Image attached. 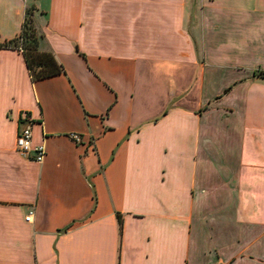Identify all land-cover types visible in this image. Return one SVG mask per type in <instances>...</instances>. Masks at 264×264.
<instances>
[{"label":"crops","instance_id":"crops-1","mask_svg":"<svg viewBox=\"0 0 264 264\" xmlns=\"http://www.w3.org/2000/svg\"><path fill=\"white\" fill-rule=\"evenodd\" d=\"M28 10L64 72L0 48V264H264V0H0V44Z\"/></svg>","mask_w":264,"mask_h":264},{"label":"trees","instance_id":"trees-1","mask_svg":"<svg viewBox=\"0 0 264 264\" xmlns=\"http://www.w3.org/2000/svg\"><path fill=\"white\" fill-rule=\"evenodd\" d=\"M41 37L37 32L32 12L28 10L20 36L5 44H0V48L13 46L24 53L33 80L64 72L62 64L56 60L52 52L39 49Z\"/></svg>","mask_w":264,"mask_h":264},{"label":"built area","instance_id":"built-area-1","mask_svg":"<svg viewBox=\"0 0 264 264\" xmlns=\"http://www.w3.org/2000/svg\"><path fill=\"white\" fill-rule=\"evenodd\" d=\"M18 121L19 128L16 138L17 151L29 160L42 162L46 154L45 147L44 145L33 144V126L35 118L28 111H21ZM71 136L77 141H80L79 134L72 133ZM31 218V214L27 216V220L30 221Z\"/></svg>","mask_w":264,"mask_h":264}]
</instances>
